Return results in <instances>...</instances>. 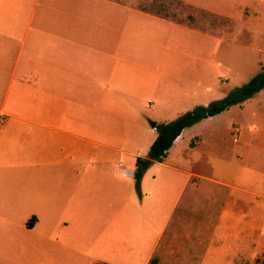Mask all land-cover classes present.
Returning <instances> with one entry per match:
<instances>
[{
    "label": "crops",
    "instance_id": "0c3cea01",
    "mask_svg": "<svg viewBox=\"0 0 264 264\" xmlns=\"http://www.w3.org/2000/svg\"><path fill=\"white\" fill-rule=\"evenodd\" d=\"M196 2L194 11L209 13L204 28L123 0H0V203L28 204L31 231L46 221L44 250L53 258L76 220L91 226L98 255L86 264H181V247L204 231L193 223L200 202L214 196L201 180L261 197L202 170L261 168L244 159V147L260 133L264 90L185 129L143 173L140 194L132 190L128 176L158 137L152 122H172L227 93L228 76L181 71V55L191 58L192 47L203 63L237 58L234 26L243 15ZM213 42L230 46L212 51ZM255 233L235 252L254 243L259 250ZM114 251L129 255L116 262Z\"/></svg>",
    "mask_w": 264,
    "mask_h": 264
},
{
    "label": "rangeland",
    "instance_id": "374dc122",
    "mask_svg": "<svg viewBox=\"0 0 264 264\" xmlns=\"http://www.w3.org/2000/svg\"><path fill=\"white\" fill-rule=\"evenodd\" d=\"M123 1L155 14L171 17L180 23L196 22L202 28L207 26L206 20L209 19V13L193 10L195 5L192 3H197L196 0ZM207 1L232 6L228 13L230 15H238V17L243 15L242 24L238 22L237 26H234L238 29L237 58H229L226 64L219 58L211 60L210 64L207 61L203 63L194 59V56L198 54L197 50L192 51V47L186 49L191 58L181 55V71L185 67H192L195 70L210 68L213 74L219 75V78L220 76L230 78L228 85L222 87L227 90V93L223 97L220 95V99L214 100L217 101L225 98L233 90L247 85L264 71V0ZM227 37L230 41L231 36L227 35ZM233 39H235L234 36ZM220 45L213 42L212 51ZM229 46L230 42L221 45L222 48ZM260 127L255 143H253L254 140H249L250 147H244L246 156L244 159L262 163L258 165L260 169L256 167L243 169L238 164L227 163L228 168L225 171L202 170V172L216 180L230 184L237 182L246 191L257 193L261 197L256 198L247 192H237L231 187L201 180L210 190H213L214 196L200 202L201 212L196 213L193 223L196 228L201 224L204 231L191 235L189 243L181 247L182 252L179 258L184 257L179 261L181 264H264V198L262 197L264 196V169L262 168L264 166V119ZM252 146L258 148L253 149ZM239 175L241 178L238 181ZM128 177L132 190L140 194L134 176ZM21 207L23 206L20 202L14 203L11 199H5L0 203V264H75V262L86 264L97 258L98 255L92 251L91 229H87L91 226L87 227V222L79 223L76 220L68 221L66 248L53 258V255L44 250L43 237L44 230L47 229L46 221L34 223L36 228L31 231L29 225H33V215L29 214V205H24L23 209ZM198 208L199 206L197 210ZM256 229L261 236L260 249L258 250V246L254 243L251 250H249V244L245 246L244 252L236 253L235 250L241 244V238L245 237L249 241L258 237L255 233ZM191 240L199 242L196 243L197 247L189 246L194 245ZM211 241L215 244H212L210 256ZM254 250L258 251L252 252ZM125 254L129 255V253L114 251L108 256L110 255L116 262L118 260L124 262Z\"/></svg>",
    "mask_w": 264,
    "mask_h": 264
},
{
    "label": "trees",
    "instance_id": "16d2710c",
    "mask_svg": "<svg viewBox=\"0 0 264 264\" xmlns=\"http://www.w3.org/2000/svg\"><path fill=\"white\" fill-rule=\"evenodd\" d=\"M264 90V71L253 78L247 85L230 92L225 98L211 102L207 106H196L192 111H189L172 122L162 123L156 126L158 137L151 146L148 159L137 160L138 169L134 174L137 181V188L140 192V184L143 173L150 166L152 161L162 162L169 154L170 149L173 147L174 142L187 128L195 124L217 116L232 107H242L243 104L252 99L259 92ZM194 146V143H192ZM29 227H32L30 224Z\"/></svg>",
    "mask_w": 264,
    "mask_h": 264
},
{
    "label": "water",
    "instance_id": "95a60500",
    "mask_svg": "<svg viewBox=\"0 0 264 264\" xmlns=\"http://www.w3.org/2000/svg\"><path fill=\"white\" fill-rule=\"evenodd\" d=\"M152 127H156V125H157V123H155V122H152ZM133 175V174H132Z\"/></svg>",
    "mask_w": 264,
    "mask_h": 264
}]
</instances>
